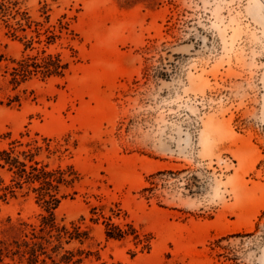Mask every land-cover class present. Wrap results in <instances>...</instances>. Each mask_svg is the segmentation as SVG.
Instances as JSON below:
<instances>
[{"label":"rangeland","instance_id":"1","mask_svg":"<svg viewBox=\"0 0 264 264\" xmlns=\"http://www.w3.org/2000/svg\"><path fill=\"white\" fill-rule=\"evenodd\" d=\"M44 3L47 25L71 18L75 51L67 40L51 47L71 68L14 88L24 45L0 29V150L47 139L52 152L38 159L76 172L55 216L87 238L64 239L57 253L52 239L55 262L81 251V264H264V0L25 6L46 21ZM0 178L11 173L0 167ZM42 215L27 188L0 199V239ZM108 222L131 225L141 241L107 238Z\"/></svg>","mask_w":264,"mask_h":264},{"label":"trees","instance_id":"2","mask_svg":"<svg viewBox=\"0 0 264 264\" xmlns=\"http://www.w3.org/2000/svg\"><path fill=\"white\" fill-rule=\"evenodd\" d=\"M26 1L0 0V29L4 28L7 36L18 39L24 45L22 58L14 60V66L9 71L10 84L14 88L36 77L42 79L65 77L72 62L65 59L62 53L52 52L51 47L67 40L68 48L75 51L72 46L75 32L68 20L71 18L63 15L56 24L47 25L51 19L48 5L44 3L40 10L46 21H40L32 16L31 10L25 6ZM21 146H25L26 149L18 150L17 148ZM43 151L52 152L50 140L44 139V145H39L38 141L23 144L15 140L10 143L9 148L0 150V167L11 173L8 184L0 178L2 192L0 199L16 198L19 191L27 188L36 194L37 201L44 204L47 212V215L41 216L39 226L24 222L20 224L22 228L19 236L11 241L0 239V264H10L4 262L5 258L14 260L15 257L27 258L29 264H37L42 256L58 264L48 253V248L54 243L52 239L55 238L57 244L51 250L57 253L63 249L64 239L69 243L87 238V233L80 227L69 230L58 225L55 211L65 199V195L61 194L62 188L73 186L78 179L72 167L51 168L49 164L39 160L38 157ZM106 227V236L109 239L122 240L128 235H134L135 239L141 241L138 232L131 225H127V229H122L108 222ZM54 232L57 234L54 235ZM83 254L81 251L78 253L66 251L61 262L81 264ZM42 263L45 264L46 260H42Z\"/></svg>","mask_w":264,"mask_h":264}]
</instances>
